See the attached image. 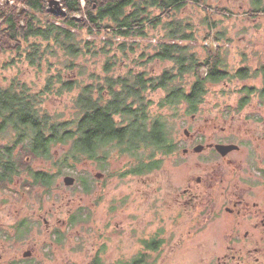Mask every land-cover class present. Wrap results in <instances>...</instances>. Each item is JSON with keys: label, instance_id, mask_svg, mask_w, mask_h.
Wrapping results in <instances>:
<instances>
[{"label": "rangeland", "instance_id": "rangeland-1", "mask_svg": "<svg viewBox=\"0 0 264 264\" xmlns=\"http://www.w3.org/2000/svg\"><path fill=\"white\" fill-rule=\"evenodd\" d=\"M4 2L20 4L15 0H0V3ZM202 5L190 3L179 12V16L188 18L195 25L193 46L199 57L207 55L205 47L208 45L224 47L226 60L233 69L246 65L255 69L258 62H264V14L257 17L249 15L252 13L250 0H202ZM206 6L213 7L210 9L220 36L217 44L206 39L208 29L202 24ZM51 7L57 12L61 10L58 11L53 4ZM154 13L158 12L154 10ZM209 33L215 34L211 30ZM86 37L90 39L91 35ZM154 41L152 39L151 43ZM84 58L80 56L73 62L58 52L37 66L26 59L25 49L21 53L1 52L0 85L5 86L12 79H18L31 91H40L47 77L54 76L57 70H61L66 78L77 76L78 65L74 63H83L87 69L101 72L102 61L94 58L85 61ZM67 62L75 65L74 68H67ZM166 65L168 62L152 61L146 69L159 73ZM86 75L81 78L83 82L87 81ZM259 84L257 76L210 85L194 117L185 113L184 104L174 110H156V105L152 106L153 113L160 111L172 122L177 141L182 142L198 130L206 136V143L232 137L231 141L240 149L230 154L231 160H235L231 165L228 157L203 159L193 152L191 146L185 152L182 148L186 144L183 147L180 143L177 152L164 157L158 170L142 176H120L118 172L127 167L125 164L129 157L118 155L113 150L105 164L100 160L79 162L71 172L88 178L92 186L90 192L80 190V180L77 181L72 174H67L74 177L72 185H66L63 182L66 175H62L48 193L39 187L32 190L24 188V175L15 176L8 187L0 189V236L9 235V238L0 237L3 259L14 253L21 256L29 253L34 264H88L94 254H99L103 264H123L140 250L142 239L157 234L163 239L161 247L154 252L157 264H244L253 261L264 264V238L261 237L260 224L264 217V103L254 96L240 112L233 111L227 114L229 117H224L223 113L238 106L243 93L239 90L241 87ZM76 92L77 89L59 95L50 94L45 99V106L58 118L74 117L72 97ZM162 94L157 90L149 96L157 102ZM257 136L258 143L255 140ZM245 139H250V142L244 143ZM202 143H205L204 139ZM253 147L258 150V193L244 192V195L249 202L246 211L255 214L257 209L254 207L253 210L251 203L256 201L258 217H247L246 211L238 216L227 214L224 206L232 204L221 185L230 187L237 184L240 175L254 177L246 162L247 153ZM66 149L57 146L55 157ZM44 163L36 160L32 166L46 167ZM197 177L201 178L200 182ZM221 178L224 180L221 187L211 188L215 179L219 184ZM187 186L195 192L183 195L181 192ZM233 196L235 194H231ZM77 208L82 209L86 219L71 225L68 217ZM22 219L31 225L24 236L15 232V224ZM252 221H258V227H253ZM220 223L227 225L220 229ZM228 225L237 229L240 236L249 229L258 240H228ZM61 234V240L55 241V235Z\"/></svg>", "mask_w": 264, "mask_h": 264}, {"label": "trees", "instance_id": "trees-1", "mask_svg": "<svg viewBox=\"0 0 264 264\" xmlns=\"http://www.w3.org/2000/svg\"><path fill=\"white\" fill-rule=\"evenodd\" d=\"M15 1L20 4L0 3V53L25 49L26 59L37 66L58 52L69 61L84 56L85 61L102 62L101 72L74 63L77 76L70 78L57 70L40 91H31L18 79L0 85V189L24 175V188L39 187L48 193L59 176L72 174L80 180L79 189L90 192L88 178L71 170L85 159L105 164L112 150L129 157L120 176L156 171L181 142L175 139L172 122L160 111L153 113L152 106L174 110L184 104L185 113L191 114L202 104L210 85L258 76V86L239 89L243 93L238 106H245L254 96L264 103V62H258L255 69L248 65L233 69L224 47L206 44L204 57L194 50L195 25L179 12L190 3L203 7L202 0H59V12L50 11L46 0ZM250 2L249 15L264 14V0ZM210 8H204L202 24L208 29L206 39L216 43L219 30ZM152 61L168 65L151 73L146 67ZM67 63V68H74ZM74 89V117L61 119L49 112L44 103L47 96ZM157 90L163 94L155 102L149 94ZM57 146L67 147L59 157L54 155ZM36 160L45 161L46 167H33ZM85 219L81 208L68 217L71 225ZM15 225L20 236L31 228L26 219ZM61 237L55 235V241ZM162 243L157 234L142 239L140 250L123 264H157L154 252ZM88 264L103 263L94 254Z\"/></svg>", "mask_w": 264, "mask_h": 264}, {"label": "flooded vegetation", "instance_id": "flooded-vegetation-1", "mask_svg": "<svg viewBox=\"0 0 264 264\" xmlns=\"http://www.w3.org/2000/svg\"><path fill=\"white\" fill-rule=\"evenodd\" d=\"M243 109H244V106L240 107V108H239V106H236L233 108H228L225 112H223V113H225L224 117H229L227 114H231V113H233V111L240 112ZM197 112H199V108L197 111H195L189 115H192V117H194ZM254 113H258V112L254 111ZM230 116H232V115H230ZM223 119H225V118H223ZM256 119L258 120V114L256 115ZM231 138L232 137H228L225 139L221 138L218 141H214V142L210 141V142L206 143V139H207L206 136L201 131L198 130V132L196 134L186 137L181 142L183 147H184V144H186V147L182 148V150L187 152V150H188L187 147L191 146L193 148V152L199 154L200 157L203 159H207V158L209 159V158H213L215 156H220L221 158H227L228 157L229 158L228 162L231 165L235 162V160H231L230 154L234 151L239 150L240 146L238 145L239 146L238 149L231 150L224 155L220 154L215 149L216 144H236L237 145V143H234L233 141H231ZM203 139L205 140V143H202ZM255 140L258 143V136L255 138ZM249 142H250V139L244 140V143H249ZM198 147H201V148L199 150H197ZM246 162H247V166H250L253 170L250 173L251 175L254 176L253 178H249L248 176L242 177L240 175L239 176L240 179H239L238 183L231 185L230 187L228 184L227 185L222 184L224 182V180L221 178V180H220L221 183L218 184L219 181L217 179H215V181L211 185L212 186L211 188H214V186L215 187L219 186V188H220L222 186V188L224 189V192L229 194L228 201L231 202L232 205L231 206H224V211L227 214H230V215L236 214V216H238L242 212L246 211V208H247L249 202H247V199H246V196L244 195V192L247 194L248 193H258V184H259V181H258V150H256L255 147H253L252 149H250L248 151ZM241 170H242V168H241ZM219 174L222 175L221 172ZM209 180H210V182L213 181V179H209ZM197 181L200 182L201 178L197 177ZM205 183L207 185H209L208 182H205ZM245 183H247L248 185L246 186ZM220 184H222V185L220 186ZM208 187H205V188L210 189ZM192 190H195V189H193L191 186H187L186 188L183 189V191L181 193L183 195H186V194H190L191 192H195ZM231 194L232 195L235 194V196L231 197ZM255 202L251 203V206L253 207V210H254V207L257 209L256 213L251 214L250 212L246 211L245 214L247 217H250V218L256 217V216L258 217V205ZM251 224L253 225V227H258V221H252ZM260 224H261V228H262V233H261L262 236L261 237L264 238V217L261 218ZM226 225L227 224H225V223H220L218 227L220 229H224ZM235 225H237V224H235ZM227 228H228L227 230L230 231L228 233V240H240V239L258 240V237H253L254 235L252 233H250L249 229H246L247 231L244 234H242V236H240L237 232V229H235L233 226L230 227V225H228ZM0 237L9 238V235H3ZM10 237H13V236L10 235ZM2 241H5V239ZM31 257H32V254H30V255L22 254V256H21L19 253H14L11 257L3 259L2 254H0V264H30V263H28V261H31V264H34L33 261L31 260Z\"/></svg>", "mask_w": 264, "mask_h": 264}, {"label": "water", "instance_id": "water-1", "mask_svg": "<svg viewBox=\"0 0 264 264\" xmlns=\"http://www.w3.org/2000/svg\"><path fill=\"white\" fill-rule=\"evenodd\" d=\"M52 4L55 6V8L59 11L61 8V5L59 3L58 0H48V6L49 9L54 12L55 10L52 9ZM51 7V8H50ZM201 147H198L197 150H199ZM239 146L236 144H216L215 145V149L222 155L226 154L227 152L234 150V149H238ZM63 182L66 185H72L74 183V177L66 175L63 177ZM29 253H25L24 255H28Z\"/></svg>", "mask_w": 264, "mask_h": 264}]
</instances>
